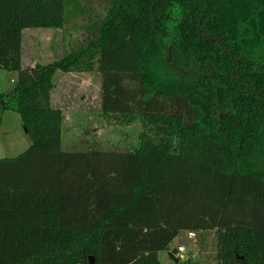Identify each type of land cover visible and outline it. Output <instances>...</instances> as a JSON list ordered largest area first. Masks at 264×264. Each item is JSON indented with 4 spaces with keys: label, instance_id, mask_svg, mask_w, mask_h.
Wrapping results in <instances>:
<instances>
[{
    "label": "trees",
    "instance_id": "1",
    "mask_svg": "<svg viewBox=\"0 0 264 264\" xmlns=\"http://www.w3.org/2000/svg\"><path fill=\"white\" fill-rule=\"evenodd\" d=\"M107 1L94 17L81 0H0V69L18 72L0 123L20 114L31 139L4 160L52 183L0 188V264H162L181 231L210 230L219 264H264V0ZM78 15L92 23L85 42L23 67L25 29ZM58 71L100 73L101 115L139 121L138 143L63 150Z\"/></svg>",
    "mask_w": 264,
    "mask_h": 264
},
{
    "label": "rangeland",
    "instance_id": "2",
    "mask_svg": "<svg viewBox=\"0 0 264 264\" xmlns=\"http://www.w3.org/2000/svg\"><path fill=\"white\" fill-rule=\"evenodd\" d=\"M88 9V15H104L107 0H81ZM86 15L72 17L64 28H27L23 33L22 62L24 68L37 64H48L61 58L66 52L76 49L86 41V29L92 24ZM18 72L0 69V92L14 88ZM55 100L67 108H76L64 126L63 150L126 151L138 143L139 134L145 130L139 121H125L119 118L103 117L101 107V74L92 72H71L54 76ZM63 94L65 98L61 99ZM62 97V96H61ZM56 107L57 105H54ZM31 145V139L24 129L20 114L6 110L0 123V169L23 166L29 173L21 177L0 178V188L49 189L51 180L35 170L29 162L4 160L20 155ZM191 237L188 231H181L172 247L182 246L184 252L176 256L180 260H194L200 264H219L225 249L219 243L215 230L197 232ZM162 264H176L168 251L159 253Z\"/></svg>",
    "mask_w": 264,
    "mask_h": 264
},
{
    "label": "crops",
    "instance_id": "3",
    "mask_svg": "<svg viewBox=\"0 0 264 264\" xmlns=\"http://www.w3.org/2000/svg\"><path fill=\"white\" fill-rule=\"evenodd\" d=\"M29 68H33V66L32 67H29ZM61 74H65V72H61ZM55 90H56V88H54L53 91H52V94H51V102H52V105L53 104L54 105H57L55 108H59V109H61L64 112V122H63V125H65L66 124V121L65 120H68V118L71 119V116L74 115V114H76V113H72V111L76 110V108H67L61 102H57L55 100ZM63 94L64 93H62V95H61L62 97L60 96L61 99L65 98V96H63ZM63 129H64V126H63ZM16 168H19V167H16ZM7 170H8V168H7ZM4 172L8 173L7 171H4Z\"/></svg>",
    "mask_w": 264,
    "mask_h": 264
},
{
    "label": "built area",
    "instance_id": "4",
    "mask_svg": "<svg viewBox=\"0 0 264 264\" xmlns=\"http://www.w3.org/2000/svg\"><path fill=\"white\" fill-rule=\"evenodd\" d=\"M189 234H190L191 237H194L196 235L193 232H189ZM177 249H178V254H182L184 252V248L182 246H178Z\"/></svg>",
    "mask_w": 264,
    "mask_h": 264
},
{
    "label": "water",
    "instance_id": "5",
    "mask_svg": "<svg viewBox=\"0 0 264 264\" xmlns=\"http://www.w3.org/2000/svg\"><path fill=\"white\" fill-rule=\"evenodd\" d=\"M24 129H25V131L27 132V129H26V127H25V126H24ZM90 260H91V264H93V262H94V259H93V258H91ZM175 261H176V262H178V261H179V258H178V257H175Z\"/></svg>",
    "mask_w": 264,
    "mask_h": 264
}]
</instances>
